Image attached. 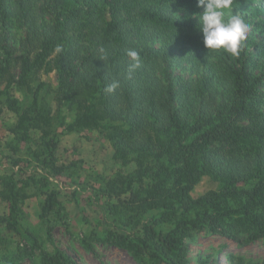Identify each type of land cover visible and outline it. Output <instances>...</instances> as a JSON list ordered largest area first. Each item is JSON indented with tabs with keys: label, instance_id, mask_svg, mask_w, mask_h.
Masks as SVG:
<instances>
[{
	"label": "trees",
	"instance_id": "obj_1",
	"mask_svg": "<svg viewBox=\"0 0 264 264\" xmlns=\"http://www.w3.org/2000/svg\"><path fill=\"white\" fill-rule=\"evenodd\" d=\"M201 12L196 0H0V115L5 107L14 112L16 135L39 132L40 162L51 173L64 168L54 152L60 128L95 130L119 165H135L127 174L119 168L102 188L124 196L112 204L127 216L116 222H133L131 210L151 212L150 220L100 238L143 264H186L184 240L197 234L239 246L264 240V37L247 35L238 58L208 52L194 15ZM129 50L140 57L131 73ZM174 62L195 76L172 75ZM50 73L55 86L41 77ZM13 87L32 92V103L21 108ZM33 177L35 184L43 178ZM204 178L217 187L192 194ZM1 179L9 214L0 223L20 236L19 254L37 250L31 264H77L63 249H43L20 224V187L12 175ZM56 195L46 194L43 214L56 207ZM224 257L264 264L233 251ZM0 264L16 263L4 253Z\"/></svg>",
	"mask_w": 264,
	"mask_h": 264
},
{
	"label": "rangeland",
	"instance_id": "obj_2",
	"mask_svg": "<svg viewBox=\"0 0 264 264\" xmlns=\"http://www.w3.org/2000/svg\"><path fill=\"white\" fill-rule=\"evenodd\" d=\"M231 14H239L244 18L250 26L247 35L254 41L264 37V0H234ZM22 29L12 28L16 37L21 36ZM169 71L183 79L195 76L188 71L184 62H174L169 65ZM41 77L55 86L52 73ZM11 93L19 100L21 108L33 101L32 92L24 88L13 87ZM46 96L47 102H52L51 93H46ZM13 113L5 107L0 115V190H4L1 177L12 175L17 187H20L19 193L22 194L18 210L20 224L37 237L38 244L43 249H63L77 264H143L135 260L127 250L100 238L108 230L131 233L150 220L151 212H144L139 217L136 211L131 210L128 220L133 222L122 223L120 219L116 222L117 218L126 219L127 216L122 212L117 213L112 204L118 203V198L124 196H114L106 188H102L119 168L127 174L135 165H119L112 158L110 141L98 135L95 130L64 132L60 128L61 130L55 131L58 134V143L54 152L56 164L64 168L59 173H51L40 162L46 153L39 132L31 130L26 137H22L20 133L18 136L14 134L10 129L16 123ZM63 113L66 114L67 122L73 119L70 108H65ZM40 176L43 178L35 184L32 177L35 180ZM216 187L217 184L204 178L192 194L198 195L206 189ZM51 190L57 192L58 202L55 200L56 207L43 214L45 197ZM1 195L2 217L9 214V202ZM162 227H168V224H163ZM82 240H86L89 246H83ZM184 241L187 246L186 264H227L224 253L228 251L260 260L264 258V240L239 246L225 237L197 234L194 239ZM23 244L15 231H5L0 223V255L7 253L16 264H31L30 255H36L37 250L30 254L23 251V254H19L21 250L17 246L22 247Z\"/></svg>",
	"mask_w": 264,
	"mask_h": 264
},
{
	"label": "clouds",
	"instance_id": "obj_3",
	"mask_svg": "<svg viewBox=\"0 0 264 264\" xmlns=\"http://www.w3.org/2000/svg\"><path fill=\"white\" fill-rule=\"evenodd\" d=\"M233 3L234 0H196V7L202 8V12L194 15L197 28L202 33L203 45L208 52L222 50L233 58H238L250 26L241 15L231 14ZM127 55L132 61L129 65L131 73L140 66V57L135 50H129ZM117 87L118 84L113 82L107 86L106 91L111 93Z\"/></svg>",
	"mask_w": 264,
	"mask_h": 264
}]
</instances>
